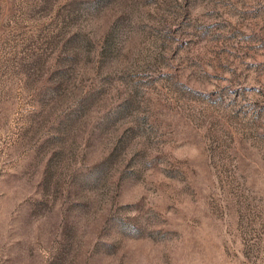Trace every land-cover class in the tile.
Masks as SVG:
<instances>
[{"label": "rangeland", "instance_id": "1", "mask_svg": "<svg viewBox=\"0 0 264 264\" xmlns=\"http://www.w3.org/2000/svg\"><path fill=\"white\" fill-rule=\"evenodd\" d=\"M0 264H264V0H0Z\"/></svg>", "mask_w": 264, "mask_h": 264}]
</instances>
